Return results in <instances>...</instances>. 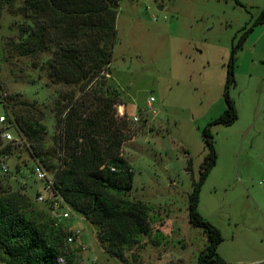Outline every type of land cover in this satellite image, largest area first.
<instances>
[{
	"label": "rangeland",
	"instance_id": "rangeland-1",
	"mask_svg": "<svg viewBox=\"0 0 264 264\" xmlns=\"http://www.w3.org/2000/svg\"><path fill=\"white\" fill-rule=\"evenodd\" d=\"M239 1L241 6L234 0H118L112 62L98 78L66 83L51 67L57 45L32 50L36 26L28 0H0V116L12 121L0 129L13 135L9 141L0 135V150L13 148L10 155L0 153V195H24L32 218L80 231L83 245H65L69 264L197 263L206 236L190 224L188 206L208 152L202 131L226 109L232 45L264 5ZM229 96L238 118L211 128L217 162L201 188L198 211L221 231L217 252L225 261L264 264V23L236 53ZM113 99L118 102L109 103L108 114L116 155L133 174L124 198L142 202L149 223L147 234L122 249L102 243L99 228L71 209H65L69 218L53 217L50 197L43 193L46 200L37 201L44 183L34 175L39 166L54 178L68 106L85 100L84 107L101 108ZM15 117L43 128L45 162L31 156ZM0 264H8L1 249Z\"/></svg>",
	"mask_w": 264,
	"mask_h": 264
},
{
	"label": "trees",
	"instance_id": "trees-1",
	"mask_svg": "<svg viewBox=\"0 0 264 264\" xmlns=\"http://www.w3.org/2000/svg\"><path fill=\"white\" fill-rule=\"evenodd\" d=\"M234 2L242 5L239 0ZM117 5L118 0H28L36 26L31 33L32 50L46 49L51 43L57 45L51 67L55 77L66 83L98 78L112 62L117 37ZM263 23L264 5L251 26L244 27L238 42L232 45L226 66V109L202 131L208 152L200 166L199 179L192 183L188 206L190 224L206 236L205 248L199 253L196 264H232L217 252L223 241L221 231L203 217L198 206L201 188L217 162L211 128L217 124L230 126L238 118L229 96V87L234 84L236 53L253 28ZM84 102L68 106L62 120L57 139L63 154L54 174V191L71 210L99 228L102 243L122 249L134 245L149 232L146 206L124 198L132 188L133 174L126 160L116 155L114 126L108 114L109 103L113 106L118 101L103 102L101 108L84 107ZM4 117L5 124L11 125L10 118ZM14 124L17 133L31 143V156L44 162L49 159L39 123L15 117ZM3 132L0 129V135ZM12 149L8 144L0 153L10 155ZM191 165L192 160L188 158V167ZM25 201L26 197L18 193L0 195V249L7 263L59 264L57 257L63 255L65 264H69L65 245L72 232L51 221L42 223L32 218L34 212L26 211Z\"/></svg>",
	"mask_w": 264,
	"mask_h": 264
},
{
	"label": "built area",
	"instance_id": "built-area-1",
	"mask_svg": "<svg viewBox=\"0 0 264 264\" xmlns=\"http://www.w3.org/2000/svg\"><path fill=\"white\" fill-rule=\"evenodd\" d=\"M116 107H120L119 113L122 116H124V110H125L126 106L124 104L120 103V104L116 105ZM132 121H138V117L133 116ZM5 122H6L5 117L0 116V124L3 125V124H5ZM2 136L5 139H7L8 141L13 139V135L11 133H8L5 131L2 133ZM2 169H3V171L6 172L7 167L5 164L2 165ZM111 170L115 171L114 168H111ZM34 175L36 176V178L39 181L44 183L43 191H42V193H40L39 197L37 198V201L44 202L46 200V198L43 195V193H46L50 197L49 207H50V212H51L52 216L58 218L60 221H62V218L63 219L69 218L70 214L67 211H65V209L66 208L70 209V207L64 201V199L54 191V181H55L54 178L49 177L46 174V172L39 166H36L34 168ZM70 231H72V230H70ZM82 238H83V236H82V233L80 231H76V232L72 231V234L67 237V243H71L75 240H78L79 244L83 245L82 242L80 241V239H82ZM57 261L59 264H65L66 263L63 255H59L57 257Z\"/></svg>",
	"mask_w": 264,
	"mask_h": 264
},
{
	"label": "crops",
	"instance_id": "crops-1",
	"mask_svg": "<svg viewBox=\"0 0 264 264\" xmlns=\"http://www.w3.org/2000/svg\"><path fill=\"white\" fill-rule=\"evenodd\" d=\"M80 241L82 242V244H84L85 243V239H84V237L82 238V239H80ZM227 262V261H226ZM229 263V262H228Z\"/></svg>",
	"mask_w": 264,
	"mask_h": 264
},
{
	"label": "water",
	"instance_id": "water-1",
	"mask_svg": "<svg viewBox=\"0 0 264 264\" xmlns=\"http://www.w3.org/2000/svg\"><path fill=\"white\" fill-rule=\"evenodd\" d=\"M159 10H163L161 7H159Z\"/></svg>",
	"mask_w": 264,
	"mask_h": 264
}]
</instances>
